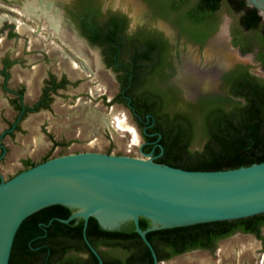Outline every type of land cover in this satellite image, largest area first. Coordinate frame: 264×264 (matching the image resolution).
Returning a JSON list of instances; mask_svg holds the SVG:
<instances>
[{
	"label": "rangeland",
	"instance_id": "374dc122",
	"mask_svg": "<svg viewBox=\"0 0 264 264\" xmlns=\"http://www.w3.org/2000/svg\"><path fill=\"white\" fill-rule=\"evenodd\" d=\"M44 1L58 7L62 36L54 33L44 19H33L23 13L22 6L29 0H0V14L8 17L6 23L16 35L0 42V48L13 50L17 74L37 75V93L50 73L57 79L64 76L68 81L63 89L51 95L49 108L36 114L38 124L28 125L29 115L20 122V130L13 134V159L0 163L2 177L7 180L22 169V156H29L36 162L47 153L49 159L76 152L144 158L139 153L142 138L131 115L112 104L116 73L105 64L103 48L80 37L70 19L69 10L75 0ZM89 3L99 7L97 21L101 25L110 14H123L127 19L124 35L128 41L137 44L149 34H156L167 42L164 54L167 66L157 73L154 83L172 96L173 102L168 100L165 105L169 115L197 118L198 102L202 99H219L226 109L236 105L239 100L229 96L221 82V76L235 65L245 66L250 74L264 82V72L253 53L241 55L230 45L229 31L237 26L238 15L227 14L224 6L217 13L216 31L208 39L197 42L187 39L174 20L161 13L150 0H89ZM13 20L16 24H24L27 31L20 33ZM23 91L27 102L30 93L26 88ZM50 139L61 145L50 150ZM203 143L204 138L196 130L189 149L200 151ZM260 246L258 239L236 234L218 243L215 251L218 256L196 252L168 263L264 264V250H260Z\"/></svg>",
	"mask_w": 264,
	"mask_h": 264
},
{
	"label": "flooded vegetation",
	"instance_id": "af4514ba",
	"mask_svg": "<svg viewBox=\"0 0 264 264\" xmlns=\"http://www.w3.org/2000/svg\"><path fill=\"white\" fill-rule=\"evenodd\" d=\"M54 5L49 1L29 0L22 6V11L33 19H44L54 33H60L62 36L58 19L60 11ZM10 10L13 11V8ZM98 14L99 7L89 3V0H75L69 10L70 19H72L77 33L88 43L100 45L103 48L102 56L105 64L116 73V93L112 97V104L122 107L131 115L142 138L140 143L142 152L150 154L154 162L165 164L163 161L164 149L160 144L159 126L169 120V117L166 116L165 105L168 100L173 101L168 92L162 91L154 83V79L157 73L167 66L164 54L168 44L156 34H149L137 44L134 41H128L124 35L127 19L123 14H110L102 25L97 21ZM7 20V16L0 14V42L11 40L16 36L13 34V30L9 29L11 25L6 23ZM13 22L17 23L15 20ZM16 25L20 33L27 31L24 24ZM20 26L21 28H19ZM111 30H114L116 40L109 39ZM229 38L232 48L239 52V49L232 45L230 31ZM206 39L208 38L204 40ZM148 48L147 59L136 64L135 70L132 72V59L136 57L137 52ZM16 63L13 59V50L3 51L0 48V163L4 159H13V134L20 130V122L24 117L29 115L26 122L28 125L38 124L39 116L36 114L47 110L51 95L57 90L63 89L68 82L64 76L57 79L50 73L44 78L37 93V75L31 74V72L17 74L19 71L15 66ZM235 66L221 76V82H223V76L233 70ZM24 88L30 93V99L27 102L23 97ZM33 130L36 131V127L33 126ZM50 140V150L61 145L54 139ZM48 159V153L37 162L29 156H22L20 157L22 169L17 174L31 168H28L30 164L35 166ZM0 178L5 180L1 173ZM70 210L72 212L67 216L50 214L41 220H36L35 228L30 232L31 238L26 242L29 247V255L25 264H153L149 249L135 230L133 233L136 236L125 229L132 222L123 221L113 229H103L93 218L96 224L103 229L101 231L96 229L89 218L84 230L83 221L80 218L71 219L66 223L59 221V219H68L76 211V209ZM233 227L238 228L233 230L231 229ZM243 227L241 222L226 224L222 227L212 226L205 230L193 229L176 234L155 232L150 235L151 242L147 237L146 239L156 256V264H169L168 261L172 259L187 257L196 252L207 253L210 257L211 254L218 256L215 253L218 243L236 234L250 235L258 239L261 245L260 250H264V225L259 229V235L262 237L260 239L254 233L241 230ZM157 230L160 229L148 231L146 235ZM11 264H13V251Z\"/></svg>",
	"mask_w": 264,
	"mask_h": 264
},
{
	"label": "water",
	"instance_id": "95a60500",
	"mask_svg": "<svg viewBox=\"0 0 264 264\" xmlns=\"http://www.w3.org/2000/svg\"><path fill=\"white\" fill-rule=\"evenodd\" d=\"M264 19V0H244ZM144 158L97 152L48 159L8 180L0 178V264H8L15 234L31 214L53 205L76 209L68 219L89 218L103 229L134 225L157 263L146 233L155 229L239 220L264 214V162L223 171H193ZM118 217L113 224L101 214ZM139 218L147 220L142 230ZM88 244V243H87Z\"/></svg>",
	"mask_w": 264,
	"mask_h": 264
},
{
	"label": "trees",
	"instance_id": "16d2710c",
	"mask_svg": "<svg viewBox=\"0 0 264 264\" xmlns=\"http://www.w3.org/2000/svg\"><path fill=\"white\" fill-rule=\"evenodd\" d=\"M150 1L159 7L161 13L174 20L187 39L197 42H202L217 29L219 24L217 13L224 6L227 14L238 15L237 26L230 30L232 45L239 49L241 55L253 53L255 61L264 72V19L255 8L247 7L244 0ZM109 39L116 40L114 30L110 31ZM148 54L149 48L136 53V57L132 59V72L136 64L147 59ZM222 80L227 88V94L238 99L239 102L226 109L219 99H202L198 102L197 118L194 119L190 115L166 113L169 120L159 126L165 164L155 163L184 170L223 171L264 162L263 80L250 74L241 64L225 74ZM196 130L198 135L204 138V143L200 151H191L189 147ZM32 166L30 164L28 168ZM71 212L66 207L53 205L31 214L22 221L13 240L8 264H11L12 251L13 264H25L27 261L29 247L26 242L31 238L30 232L35 228L36 220H41L50 214L67 216ZM89 220L96 229L103 230L93 218ZM241 222L244 225L241 230L254 233L259 239L262 238L259 229L264 225V214L239 220L160 229L148 233L146 237L151 242L150 235L155 232L176 234ZM139 226L145 230L149 222L139 218ZM235 228L238 227L231 229ZM125 229L134 234L132 223H129Z\"/></svg>",
	"mask_w": 264,
	"mask_h": 264
},
{
	"label": "bare ground",
	"instance_id": "6f19581e",
	"mask_svg": "<svg viewBox=\"0 0 264 264\" xmlns=\"http://www.w3.org/2000/svg\"><path fill=\"white\" fill-rule=\"evenodd\" d=\"M19 28H21V26ZM100 219L106 224H113L117 221L118 217L112 214L105 213L100 215Z\"/></svg>",
	"mask_w": 264,
	"mask_h": 264
}]
</instances>
